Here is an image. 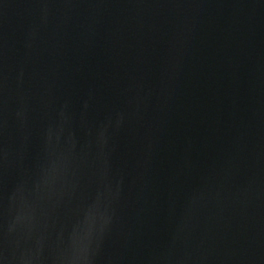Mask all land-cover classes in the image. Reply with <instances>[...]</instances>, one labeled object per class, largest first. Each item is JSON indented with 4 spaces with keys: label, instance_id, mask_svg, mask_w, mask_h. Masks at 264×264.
Returning a JSON list of instances; mask_svg holds the SVG:
<instances>
[{
    "label": "water",
    "instance_id": "1",
    "mask_svg": "<svg viewBox=\"0 0 264 264\" xmlns=\"http://www.w3.org/2000/svg\"><path fill=\"white\" fill-rule=\"evenodd\" d=\"M0 264H264V0H0Z\"/></svg>",
    "mask_w": 264,
    "mask_h": 264
}]
</instances>
